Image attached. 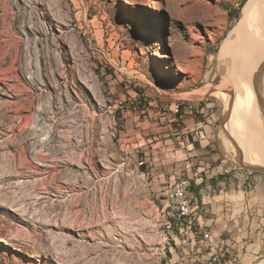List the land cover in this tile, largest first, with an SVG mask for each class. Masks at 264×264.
<instances>
[{"label":"rangeland","instance_id":"rangeland-1","mask_svg":"<svg viewBox=\"0 0 264 264\" xmlns=\"http://www.w3.org/2000/svg\"><path fill=\"white\" fill-rule=\"evenodd\" d=\"M262 36L264 0H0V264H183L201 236L159 198L117 102L141 118L212 102L222 158L264 175L244 85Z\"/></svg>","mask_w":264,"mask_h":264},{"label":"crops","instance_id":"crops-1","mask_svg":"<svg viewBox=\"0 0 264 264\" xmlns=\"http://www.w3.org/2000/svg\"><path fill=\"white\" fill-rule=\"evenodd\" d=\"M174 104L180 105L179 113H153L150 108L146 116L134 114L131 121L147 145L141 153L161 200L167 201L171 183L184 178L193 182L200 224L210 239L183 246L182 263L250 264L264 249V175L237 170L222 158L213 140L214 103L196 99Z\"/></svg>","mask_w":264,"mask_h":264},{"label":"built area","instance_id":"built-area-1","mask_svg":"<svg viewBox=\"0 0 264 264\" xmlns=\"http://www.w3.org/2000/svg\"><path fill=\"white\" fill-rule=\"evenodd\" d=\"M110 65L112 68L113 67L115 68L114 64L110 63ZM141 104L142 102L138 99L125 98L117 102V107L121 109L122 112L125 114H131V113L140 114ZM171 110L175 113H179L181 111V107L179 104H175V107L173 109L171 107ZM193 187L194 185L190 178L181 179L179 181L171 183L167 189L168 208L170 207V203L173 197H175V195L178 194V190L193 189ZM199 210H200V204L189 205L188 202H186V208L182 214L183 226H185L188 229L193 228V230L197 228L202 241H208L210 239V233L209 231H206L200 224V216L198 215Z\"/></svg>","mask_w":264,"mask_h":264},{"label":"bare ground","instance_id":"bare-ground-1","mask_svg":"<svg viewBox=\"0 0 264 264\" xmlns=\"http://www.w3.org/2000/svg\"><path fill=\"white\" fill-rule=\"evenodd\" d=\"M247 20H249V19H248V15L246 13V14H244L243 20L240 23V25L233 31L232 37L230 36L231 37L230 39H234V41L236 39H243L242 28H244ZM258 39H264V36L259 37ZM258 45H262L260 47L264 48V43H261ZM258 45H255L254 48L258 49L257 48ZM251 63H256L253 67L256 72H253V73L250 72V74L247 76V81H246V83H244L246 90L248 92V90L250 89V86H251L252 89H256L258 87V88H260V90L262 89V91L264 92V86H261L263 79L258 81L259 83L256 82L258 80V78H260L259 75H260V73H262V69L264 68V52L258 53L257 55H255L252 58ZM263 78H264V76H263ZM253 81H255L254 86H253ZM249 94H251L250 91H249ZM259 118H260V114H259ZM262 143L264 144V140L262 141ZM263 148H264V145H263ZM186 202H188L189 205L200 204L198 197L196 195H194V193L191 191V189L178 190V194H176L175 197H173V199L170 203V206L172 207V211L174 212V219L176 220L177 223H180L181 226L183 225L182 214L186 208ZM62 242H64V241H62ZM59 247H61V246H59ZM63 248H64V246H63ZM261 264H264V263H261Z\"/></svg>","mask_w":264,"mask_h":264},{"label":"water","instance_id":"water-1","mask_svg":"<svg viewBox=\"0 0 264 264\" xmlns=\"http://www.w3.org/2000/svg\"><path fill=\"white\" fill-rule=\"evenodd\" d=\"M261 78L264 76V68L262 69V73L259 75ZM256 94L259 100V105L262 110V114L264 116V94L261 92L260 88H256Z\"/></svg>","mask_w":264,"mask_h":264}]
</instances>
